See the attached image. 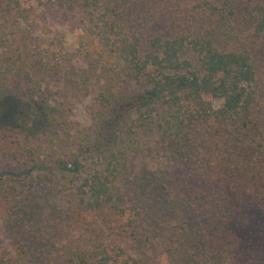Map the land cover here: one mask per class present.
<instances>
[{
	"label": "trees",
	"instance_id": "trees-1",
	"mask_svg": "<svg viewBox=\"0 0 264 264\" xmlns=\"http://www.w3.org/2000/svg\"><path fill=\"white\" fill-rule=\"evenodd\" d=\"M49 2L0 0V264H251L234 223L264 213V0H56L82 15L86 125L12 40Z\"/></svg>",
	"mask_w": 264,
	"mask_h": 264
},
{
	"label": "rangeland",
	"instance_id": "rangeland-1",
	"mask_svg": "<svg viewBox=\"0 0 264 264\" xmlns=\"http://www.w3.org/2000/svg\"><path fill=\"white\" fill-rule=\"evenodd\" d=\"M32 2L35 5L36 0ZM52 2L47 5L37 4L38 10L34 13L36 15L41 13L45 27L41 28V24L38 27L26 26L27 28H23L22 32L14 35L12 40L15 45L19 44L22 48H26L29 55L34 54L36 59H43L39 68L41 72L36 75V78L50 99L62 109L63 119L67 123L73 120L86 125L89 123L86 107L91 94L88 93L89 90L86 91L83 88L87 85L92 86L93 77L90 76L88 64L84 63L77 51L79 19L82 15L77 11H70L65 5L57 4L56 0ZM1 48L4 49L0 43V51ZM33 56L34 63H38ZM87 80L88 83H85ZM23 87L22 83H15L10 91L18 94ZM10 98L19 104L23 103L18 95L11 94ZM63 127L64 124L59 125L60 133ZM155 138L156 134L153 130L139 131V140L145 146L152 144ZM132 156L138 159V154ZM81 163L82 171L92 166L90 159H81ZM14 164L16 163L0 157V171L13 169ZM3 211V209L0 211V221ZM234 227L238 230L242 244L255 253L251 264H264V213L256 206L249 207L234 223ZM157 255L159 256L160 253L157 252Z\"/></svg>",
	"mask_w": 264,
	"mask_h": 264
}]
</instances>
